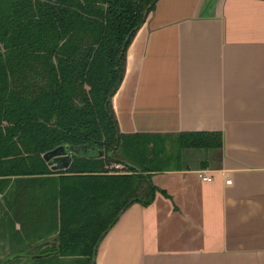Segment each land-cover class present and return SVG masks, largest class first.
I'll return each mask as SVG.
<instances>
[{
    "label": "crops",
    "instance_id": "1",
    "mask_svg": "<svg viewBox=\"0 0 264 264\" xmlns=\"http://www.w3.org/2000/svg\"><path fill=\"white\" fill-rule=\"evenodd\" d=\"M112 106L122 134L221 133L223 147L154 174V202L124 211L92 264H264V0H159ZM53 213L0 208V264H89L61 254Z\"/></svg>",
    "mask_w": 264,
    "mask_h": 264
},
{
    "label": "trees",
    "instance_id": "2",
    "mask_svg": "<svg viewBox=\"0 0 264 264\" xmlns=\"http://www.w3.org/2000/svg\"><path fill=\"white\" fill-rule=\"evenodd\" d=\"M158 1L0 0V208L54 211L61 254L86 250L89 264L124 211L154 202V174L182 170L183 151L223 147L221 133L119 131L112 99ZM60 146L79 155L55 172L43 156Z\"/></svg>",
    "mask_w": 264,
    "mask_h": 264
},
{
    "label": "water",
    "instance_id": "3",
    "mask_svg": "<svg viewBox=\"0 0 264 264\" xmlns=\"http://www.w3.org/2000/svg\"><path fill=\"white\" fill-rule=\"evenodd\" d=\"M77 155H79V153L69 146H60L46 153L43 159L52 171L57 172L67 170L72 163L73 157Z\"/></svg>",
    "mask_w": 264,
    "mask_h": 264
},
{
    "label": "rangeland",
    "instance_id": "4",
    "mask_svg": "<svg viewBox=\"0 0 264 264\" xmlns=\"http://www.w3.org/2000/svg\"><path fill=\"white\" fill-rule=\"evenodd\" d=\"M179 151L178 146L175 143L172 144V140L168 142L167 146V153L168 154H175ZM183 157L181 164H194L196 160H203L206 158V152L205 151H199V150H190V151H183ZM193 154L195 159L192 161H188V155ZM175 167V165H172V168Z\"/></svg>",
    "mask_w": 264,
    "mask_h": 264
},
{
    "label": "built area",
    "instance_id": "5",
    "mask_svg": "<svg viewBox=\"0 0 264 264\" xmlns=\"http://www.w3.org/2000/svg\"><path fill=\"white\" fill-rule=\"evenodd\" d=\"M200 178H201L203 181L208 182V183H211L212 180H213L211 177H205V176L203 175V173H200ZM227 183H228V184H231V181H228Z\"/></svg>",
    "mask_w": 264,
    "mask_h": 264
}]
</instances>
